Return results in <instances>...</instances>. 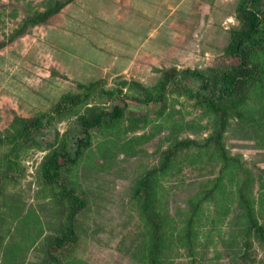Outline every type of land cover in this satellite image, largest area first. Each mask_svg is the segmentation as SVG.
<instances>
[{"label": "rangeland", "instance_id": "rangeland-1", "mask_svg": "<svg viewBox=\"0 0 264 264\" xmlns=\"http://www.w3.org/2000/svg\"><path fill=\"white\" fill-rule=\"evenodd\" d=\"M53 0H0V134L16 116L50 112L80 84L100 81L88 105L121 103L101 94L117 89L128 108L112 125L93 130L91 145L63 180L86 200L77 215V240L58 254L63 264H150V231L135 191L150 170L151 205L162 223V264H264V243L248 230L241 193L264 224V129L230 117L222 141L215 116L179 90L161 102L133 99L141 84L154 87L162 70L225 68L239 0H72L47 22L13 37L24 19ZM102 81V82H101ZM127 81V83H124ZM196 89L198 81L187 79ZM85 106L49 122L35 140L12 149L0 142V175L6 157L18 164L0 194V264H43L47 241L59 233L63 205L39 177L52 144L74 150ZM179 147L159 169L165 151ZM152 244V243H151Z\"/></svg>", "mask_w": 264, "mask_h": 264}, {"label": "trees", "instance_id": "trees-1", "mask_svg": "<svg viewBox=\"0 0 264 264\" xmlns=\"http://www.w3.org/2000/svg\"><path fill=\"white\" fill-rule=\"evenodd\" d=\"M72 0L50 1L43 10L28 15L19 26L13 37L24 33L29 26L47 22L52 16L59 13ZM236 17L240 25L231 29L230 39L224 48V55L234 58L235 62L229 63L225 68L209 67L207 70L198 68H177L172 66L162 70L160 78L154 87H145L141 84L144 95L133 96L138 102L150 104L161 102L166 97L168 90H179L196 100L195 104L204 107L215 116L218 124L214 139L225 153L222 134L233 117L240 122L258 125L264 129V0H239L236 6ZM7 44V40H0V49ZM187 79L198 81L196 89L187 85ZM102 82V81H101ZM124 83H127L125 81ZM100 81L90 84H80L81 92L63 94L50 112L33 117L16 116L13 127L2 136L0 142H9L12 149L20 145H27L35 140L36 135L44 128V119L47 122L58 115L59 117L72 112L74 107L85 106L83 113L78 115L81 134L77 137L74 150H69L67 142L51 146V149L42 160L39 168L40 179L52 187L57 199L63 205V216L59 233L47 241V259L43 264H63L59 252L72 246L77 240L75 220L77 215L86 206L77 189L68 185L63 180V168L66 164L76 163L85 149L91 145L93 130L112 125L120 120L128 103L125 96H119V90L100 88L101 94L117 97L121 103H115L110 109L88 105V99ZM197 144L194 139L177 140L172 148L165 151V159L159 169H164L171 162L179 147ZM8 171L0 175V194L3 184L11 179L10 172L18 165L15 160L6 157ZM158 169L154 168L141 180L135 193L142 202V213L150 231L149 255L150 264H162L160 252L162 246V223L151 205L153 177ZM244 202L247 227L258 241L264 243V224L258 220L253 206L247 196L241 193ZM152 243V244H151Z\"/></svg>", "mask_w": 264, "mask_h": 264}]
</instances>
